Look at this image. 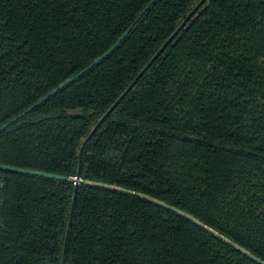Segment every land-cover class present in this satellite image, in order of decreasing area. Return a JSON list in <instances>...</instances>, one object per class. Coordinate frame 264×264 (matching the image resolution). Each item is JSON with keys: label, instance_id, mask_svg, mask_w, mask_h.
Instances as JSON below:
<instances>
[{"label": "trees", "instance_id": "obj_1", "mask_svg": "<svg viewBox=\"0 0 264 264\" xmlns=\"http://www.w3.org/2000/svg\"><path fill=\"white\" fill-rule=\"evenodd\" d=\"M0 0V165L174 206L264 261V0ZM186 26L146 69L187 16ZM75 184L0 171V264H61ZM65 264H258L194 222L80 185Z\"/></svg>", "mask_w": 264, "mask_h": 264}, {"label": "water", "instance_id": "obj_2", "mask_svg": "<svg viewBox=\"0 0 264 264\" xmlns=\"http://www.w3.org/2000/svg\"><path fill=\"white\" fill-rule=\"evenodd\" d=\"M204 1H206V0H202L200 2L199 6H201L204 3ZM199 6H197L187 16V18L182 22V24L176 30V32L160 48L159 52L155 55V57L152 59L150 64L145 68V70L140 74V76L143 75V73L146 71V69H148V67L157 59V57L168 47V45L175 39V37L180 33V31L186 26V24L189 22V20L192 18V16L198 11ZM127 34L128 33H126L122 38H120L119 41L108 52H106L100 58L95 60L86 70H84L83 72H81L80 74H78L74 78H72L71 80L65 82L64 84H62L61 86H59L58 88L53 90L50 94H48L46 97H44L43 99L38 101L36 104H34L32 107H30L28 110H26L24 113H22L18 117L14 118L10 122H8L5 125H3L2 127H0V133L4 132L12 124H14L17 120H19L20 118L24 117L26 114L30 113L36 107H38L41 104H43L44 102H46L50 97H52L53 95L57 94L59 91H61L62 89L67 87L69 84L74 82L82 74H84L85 72H87V71L93 69L94 67L98 66L105 58H107L120 45V43L124 40V38L126 37ZM136 81L137 80H135L133 82V84L120 96V98L115 102V104L103 115V117L94 126V128H93L92 132L90 133V135L87 137V139L82 144V147H81V150H80V153H79V170H78V174H77L76 177H64V176H58V175L48 174V173H44V172H38V171H34V170H27V169L15 168V167H11V166L0 165V171L9 172V173H16V174H22V175L37 176V177H43V178H47V179H54V180H60V181H67V182L75 184L74 195H73V200H72V206H71V211H70V218H69V223H68L67 232H66V238H65V243H64V249H63L61 264H65V260H66L69 236H70L72 223H73V217H74L76 198H77L78 189H79L80 185L98 187V188H103V189H107V190H110V191L121 192V193L129 194V195H132V196H137V197L145 199V200H147L149 202H152V203H154V204H156L158 206L166 208V209H168V210H170V211H172V212H174V213H176V214H178V215H180L182 217H185L188 220L194 222L195 224H197L198 226L202 227L206 231H208V232L212 233L213 235H215L217 238L225 241L227 244H229L230 246H232L236 250H238L241 253H243L244 255L248 256L249 258H251L252 260L257 262L258 264H264V261H262L261 259H259L256 256H254L252 253H250L249 251H247L246 249H244L240 245L234 243L233 241H231L227 237L223 236L222 234H220L219 232H217L213 228L207 226L206 224H204L203 222H201L200 220H198L194 216H192V215H190V214H188V213H186V212H184V211H182V210H180V209H178V208H176L174 206L168 205V204H166L165 202H163V201H161L159 199H156L154 197H151V196H148V195H145V194H141V193H138V192H135V191H132V190H128V189H125V188H122V187H119V186L103 184V183H98V182H92V181H86V180L81 179V176H80V171L81 170L80 169H81V161H82V155H83V151H84L85 145L93 137V135L97 132L99 127L108 118V116L113 112V110L119 105V103L131 91V89L135 85Z\"/></svg>", "mask_w": 264, "mask_h": 264}]
</instances>
